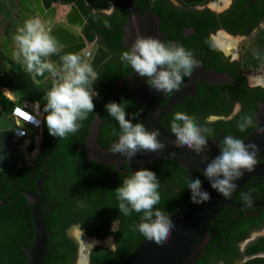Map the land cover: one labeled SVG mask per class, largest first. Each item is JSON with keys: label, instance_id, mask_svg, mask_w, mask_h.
<instances>
[{"label": "trees", "instance_id": "trees-1", "mask_svg": "<svg viewBox=\"0 0 264 264\" xmlns=\"http://www.w3.org/2000/svg\"><path fill=\"white\" fill-rule=\"evenodd\" d=\"M201 1L203 0L184 2L192 6L201 4ZM231 1L232 5L229 9L217 15L209 10L180 12L167 0H135L137 13L150 10L156 14L162 21L160 29L167 35V40L179 41L184 47H190L182 36L184 26L196 30L197 36L193 40L200 42L198 46L211 47L207 37L209 31L216 32L223 29L232 35H247L260 24H264V0ZM11 2L15 8L13 16L11 11L4 10L5 5ZM53 4L75 5L87 22L84 30L86 39L90 42H98V45L110 55L99 70L101 73L99 89H103L105 101L95 105L94 110L102 120L98 145L103 148L110 147L118 139L113 132V129L118 131V124L108 117L104 105L109 101H125L129 113H138L136 103L127 90L119 93L111 90L114 82L132 73V70L125 67L118 59L120 53L127 50L122 44L124 25L130 11L119 0H44L46 8H50ZM111 6H115L114 13L109 16L101 14ZM5 12H8V15ZM32 13L31 0H0V39L4 38L1 36H8L9 32L12 37L17 34V29L26 19L31 18ZM105 21L109 22L110 27H105ZM261 33L263 36L261 42L264 46V30ZM12 45V57L2 53L1 48L4 45H0V118L9 116L16 106L38 102L40 112L43 114L41 129L44 147L34 161L33 167L0 173V186L3 187V190H0V200L4 203L0 205V264H28L25 249L29 248L33 241V224L31 210L22 191L37 192L35 181L45 175L42 166L48 172L42 184L44 200L41 207L44 212L42 221L48 230L45 264H75L77 250L65 236V231L73 225H80L89 237L99 240L110 237L115 243L117 249L115 252L102 246L92 249L88 255V264H119L144 240L142 235L131 229L132 224L139 222V214L136 213L131 217L120 216V231H110L113 220L119 216L115 189L120 186L122 179L130 173V170L127 165H123L122 170H128L126 173H121L114 170V166H104L85 158V150L82 147L96 114H90L76 134H69L64 139L49 135L44 123L45 114L42 111L45 103L44 94L48 87L36 85L32 81L24 65L13 58L15 44ZM248 63H251L255 69L261 64L264 65V53L257 54L252 61L250 58L246 62L242 61L243 65ZM240 65L228 64L222 69L228 70L232 80L239 86L233 88L235 90L233 103L241 104V111L232 120L208 123L212 129L210 138H217L221 134L222 137L236 135L245 139L256 128L255 126L241 133L236 127V121L241 115H253L257 105L264 104V89L250 91L241 84L237 75ZM201 87L200 85L196 88V98L187 97L162 119L161 124L164 128L170 130V121L177 111L186 112L199 119L201 123H205L207 117L211 115L227 117L230 114L233 103L231 107L227 105L216 107ZM2 89H7L15 100L11 101L9 96L8 98L2 93ZM165 103L166 101L163 102ZM27 110L33 113L31 108ZM138 119L140 120L139 116ZM77 148L78 152L75 151ZM146 168L155 171L160 179L162 199L158 207L168 215L190 200V191L184 188L186 177L199 176L204 181L199 170H189L173 160L164 159L158 163H151ZM31 175H34V178H31ZM263 181L262 178L251 179L243 189L254 195L262 194ZM243 189L236 197V202L241 200ZM81 199L85 202V207L77 206V201ZM234 212L233 207H226L210 225L209 243L204 254L194 264H217L220 261L230 264L233 257L237 256L234 243L243 240L249 233L264 228V213L253 219L248 217L235 219ZM226 247L229 248L227 252L224 251ZM259 252H264V238L248 246L244 254L251 256ZM255 262L257 261L252 264Z\"/></svg>", "mask_w": 264, "mask_h": 264}, {"label": "clouds", "instance_id": "clouds-1", "mask_svg": "<svg viewBox=\"0 0 264 264\" xmlns=\"http://www.w3.org/2000/svg\"><path fill=\"white\" fill-rule=\"evenodd\" d=\"M105 27H110L108 21H105ZM12 39L15 44L13 58L22 63L35 78L44 76L46 82H50L44 94L42 109L49 135L64 139L69 134H76L89 115L96 114L94 100L99 97V93L95 85L101 78L100 73L77 53L65 52L53 60V55L61 52V45L52 29L40 17L26 19ZM118 59L133 74L144 78L150 89L164 94L180 90L185 79L190 78L197 67L192 51L179 41H164L139 33L131 47L120 53ZM45 73L48 75L45 76ZM127 107L125 101H109L104 105L108 117L118 124V131L113 129L118 140L112 144L110 151L132 160L141 152L164 150L166 144L158 138L160 130H147L138 119L139 113H129ZM158 115V112L154 113V117ZM216 119L211 116L201 123L186 112L177 111L169 127L175 137L174 145L202 157L200 162L206 163V167L201 170L203 177L211 189L229 199L238 188L237 181L243 178L245 172L250 173L255 169L260 147L256 143L246 144L240 136L225 135L218 139L219 154L209 161L205 152L209 148L212 129L208 123ZM228 119L233 117L229 116ZM26 120L37 125L40 123L36 116L26 117ZM255 126L256 120L251 114L241 115L236 121L241 133ZM259 131L264 133V128ZM20 135L24 133L21 131ZM203 184L199 176L186 177L184 188L190 191L192 203L203 205L211 200V193L204 189ZM160 188V179L149 168H140L125 175L120 186L115 189L119 216L113 220L111 230L120 231V216L131 217L136 213L139 214V222L132 224L131 229L145 240L165 247L175 224L169 218L170 215L158 207L162 199ZM243 199L251 203L249 195H244ZM77 206H86L83 199L77 201ZM94 243L90 245L93 247ZM108 243L115 252L117 249L111 238Z\"/></svg>", "mask_w": 264, "mask_h": 264}, {"label": "water", "instance_id": "water-1", "mask_svg": "<svg viewBox=\"0 0 264 264\" xmlns=\"http://www.w3.org/2000/svg\"><path fill=\"white\" fill-rule=\"evenodd\" d=\"M119 1L127 6L130 11V15L124 25L122 44L127 50L136 39L137 33L144 37L152 36L167 41L166 36L160 33V21L155 14L148 11L143 15H139L135 10V0ZM31 4L36 16L40 17L52 29L54 37L61 45V52L54 54L52 59H58V55H63L65 52L80 54L84 59L83 52L86 49L87 41L83 35L77 34L76 32L83 30L85 19L77 7L75 5H69L63 6V9L59 4H53L50 8H46L43 0H31ZM109 58V53L100 45H97L89 63L93 66L94 70L96 69L98 71ZM53 62L55 63V61ZM29 74L36 85L42 87L50 85V82H46L44 76H37L35 78L33 74ZM44 75L46 76L48 73ZM205 81L219 84L223 82L229 83L230 78L226 75L217 74L214 71L201 70L197 66L192 76L187 78L180 90L170 95L167 103L164 105L162 103L168 94L158 93L150 89L145 83L144 78L131 73L123 79L116 81L114 86H125L129 90L131 97L138 102L137 109L139 110V118L146 129L149 131L153 129L160 130V136L158 138L166 144V148L155 153L141 152L132 160H127L119 154H113L110 151L112 145L103 148L97 143V136L102 120L96 116L85 138V158L104 166H114V170L121 173L127 172L126 170H122V165H127L131 173L140 168H146L151 163H158L164 159L173 160L189 170H199L203 177L201 170L206 167V163L200 162L202 157L197 156L191 150L176 147L173 143L175 139L174 135L170 130L164 128L161 123L162 119L171 113L176 105L182 103L187 97H196L197 85ZM259 108L260 111L256 116V128L244 139L246 144L256 143L260 147L257 164L252 172H245L243 178L237 181L238 188L232 197L225 199L222 195L211 189L209 183L203 177V187L211 193V200L203 205H197L192 203L190 199L177 211L169 214V218L175 224V229L165 247L161 248L144 239L119 264H194L204 254L209 243L208 230L210 225L226 207H239V205L234 203V199L251 179H264V162H260L264 160V133L259 131L260 128H264V104H260ZM156 112L159 115L154 117V113ZM14 124L11 119H0V129H4L0 131V171L12 172L18 168L30 166L27 151L29 140H21L18 144L13 142ZM17 124L27 129L31 135L35 137L41 136L40 127L33 128L20 119H18ZM221 137V134H219L217 138L209 139V148L205 152L209 161L219 154L218 139ZM43 178L41 177L37 181L40 195L22 192L28 201L33 224V241L31 246L25 249L28 264H45L47 255L46 236L48 230L42 221L43 213L41 211V203L43 200L41 184ZM240 207H259L264 210V202L257 201L243 206L240 205ZM80 229L79 225H73L66 231L69 241L76 246H79L80 243L70 234L77 230L81 237H86L87 235L82 229L81 234ZM90 239L95 241L91 249L99 246L108 247L106 243L98 242L94 238ZM111 240L113 242L112 238Z\"/></svg>", "mask_w": 264, "mask_h": 264}, {"label": "flooded vegetation", "instance_id": "flooded-vegetation-1", "mask_svg": "<svg viewBox=\"0 0 264 264\" xmlns=\"http://www.w3.org/2000/svg\"><path fill=\"white\" fill-rule=\"evenodd\" d=\"M167 1L175 9L179 10L180 12H196V11H202V10H209L210 12L215 13L217 15L223 13L224 11H226L227 9H229V7L232 5V1L231 0H226L228 2V4H227V2L224 3L225 6H226L225 9H222L221 11H214L211 8L207 7V6L205 7V4H202L203 1H201V4L202 5L201 4H195V5H192V6L186 5L185 2H184L186 0H167ZM136 5H137V2H135V10H136ZM148 11H150V10H148ZM148 11H145L143 13H138V14L139 15H143V14L147 13ZM114 12H115V6H112V9H111L110 14H106L103 11L101 12V14L106 15V16H109V15H111ZM159 21H160V23H159L160 33L162 35H165L166 38H167V35L165 33L161 32L160 27H161V22L162 21L160 20V18H159ZM86 24H87V22L85 20V24L83 26V30L82 31H77L76 33L84 36L85 40L87 41L86 48L87 47L88 48L89 47L92 48L93 49V53H94L95 47L98 45V42H96V41H91L90 42V41H88L86 39L85 34H84V30H85ZM260 27L264 29V24H260L258 28L252 30L247 35H232L230 33H228V34L229 35H232V36H240V37L244 38V37H248L250 35H253L254 33H257V32L260 33ZM219 31L226 32L223 29H219L216 32L209 31L207 33V37H208V40L210 41L211 47H209V46H206V47H200V46H198V43H200V42H198L196 40H193L195 38V36H197V32L192 27L184 26L183 29H182V36L185 38V40H184L185 43L186 44H190V47H185V48L188 49V50H190V51L195 52L194 58L196 60L197 66L201 70H204V71H214L217 74L226 75L227 77L230 78V82L229 83L223 82V83H220L219 84V83H213V82H206L205 81V82L199 83L197 85V87L200 86V85L202 86L201 88L204 90V92H206L208 94L207 98L211 100V103L212 104L215 103L216 107H219V106L222 107L224 105H227V107H229V106L231 107V104L233 103V101L235 99L234 98L235 97L234 96L235 90H233V88H238L239 86H238L237 83H235L232 80V77L230 76V72H228V70H226V69H222V67H224V65L226 66L228 64H241L239 66V69H237V71H238L237 72V75L240 78L241 84L243 86H245L247 89H249L250 91L257 90V89H264V78L254 79L252 81H250L248 79V77L246 75V72H245V65L242 64V61H240V59H238V57L231 56L230 54H228V52L226 53V51L223 48H221L220 46L217 45V42H216V39L217 38H215V36L217 35V32H219ZM224 36H226V35H224ZM219 37L222 38L223 36L221 35ZM262 40H263V38H262ZM199 47L201 48L200 50H199ZM259 53H264V49H263L262 52L255 53L253 56H251L250 57V60L252 61L253 57H255ZM219 61H220L221 64L219 63ZM246 66H247L246 67L247 71H250V72H253V73L254 72H257L261 68H264V65H262V64L257 69L253 68V66L251 65V63L246 64ZM100 68L98 69V72H99ZM100 76H101V73H100ZM186 80H187V78L185 79V81ZM99 81L100 80H98L97 83H96V85H95V88H96V90L99 93V97L94 100L95 105L101 104L102 102L105 101L104 94L102 93L103 92V89H99V87H100L99 86L100 85L99 84ZM114 83H113V85L111 87V90H113L114 92L119 93V92H124L125 90H127L129 92V90L125 86L116 87V86H114ZM49 86L50 85H48L47 87H49ZM114 88H115V90H114ZM170 95L171 94H168V96L165 98L164 101H166V103H167ZM133 100L136 103L135 106H136V109H137L138 102L135 99H133ZM260 104L261 103H259L257 105V110L254 111V114H253V116H254V118H255L256 121H257L256 116H257V114L260 111V108H259V105ZM209 106H210V104H209ZM38 107H39V105H38ZM241 108H242L241 104H239V103H233L232 104V108H231V112H230V114L227 117L211 115V116L217 117L218 119L215 120V121H211L209 123H214V122H217L219 120L229 121L228 117L229 116H232L234 118L241 111ZM138 113H139V110H138ZM96 116L97 115H95L94 118ZM211 116H208L207 118H209ZM40 121L42 123V119H40ZM41 128H42V124L40 125V130H41V136L40 137H35L33 135H30L31 137L28 136L27 138H25V139H28L29 140V145H28L27 151H28V157H29L30 166L24 167V168L33 167L34 161L39 157V155H40V153H41V151H42V149L44 147V140H43L42 129ZM99 134L100 133H98V136H99ZM98 136H97V140H98ZM85 138H86V136H85ZM82 148H84V150H85V140H84V144H83V147ZM51 151L52 150H50V152ZM75 151L78 152V148ZM85 156H86V150H85ZM45 161H44V163H45ZM42 171H44L45 175L48 174V172L45 170V167L44 166H42ZM4 172H10V171H0V173H4ZM45 175H43L42 177H45ZM0 177H1V175H0ZM31 178H34V175H31ZM38 180L39 179H37L35 181V184H36V187H37V192H33V191H29V192L28 191H24V192H28V193H33V194H36V195H40L39 194V188L37 186V181ZM43 182H44V178L42 180V184H43ZM42 184H41V193H42ZM262 186L264 187V181L262 182ZM242 189H241V191H242ZM0 190H3V187L0 186ZM3 194L5 195V193H3ZM238 194H240V192ZM238 194H237V196H238ZM9 195H10V193L8 194V196ZM42 195H43V193H42ZM244 195H249L250 196L251 203L257 202V201H263L264 202V193H262V194H255L254 195L253 193L246 192L243 189V193H241V197H240L241 200L236 202L235 200H236V197L237 196L234 199V203L236 205H239V207H236V206L233 207L235 209V212L233 214V218H235V219L244 218L245 219V218L248 217V218L253 219L256 216H259L261 213H264V210L261 209V208H259V207H256V208L255 207H247V208L240 207V205L243 206V205L249 204L248 201H246V200L243 199ZM43 200H44V195H43ZM43 200H42V203H41V207L43 205ZM3 204H4L3 201L0 200V205H3ZM44 209L47 210L46 207H44ZM41 211H42V213H44L43 210H42V208H41ZM111 228H112V226H111ZM66 231H65V236L68 239V236L66 235ZM110 231H112V230L110 229ZM84 233H85V231H84ZM85 238L90 239L89 236L88 237L86 236ZM260 238H264V228L263 229H260V230H257V231H253V232L249 233L248 236L246 238H244L243 240L238 241V242H235L234 245H235V248H236V251H237V256L233 257V260H232V262L230 264H252V262H254V261H257L254 264H264V252H259V253H256L254 255H251V256H247V255L244 254L245 251L247 250L248 246H250L252 243L257 242ZM223 245H225V242H223ZM73 246L77 250V248H79L80 244H79V246L78 245L76 246L75 244H73ZM105 248H109V247H105ZM228 250H229L228 247L224 248V251L227 252ZM77 253H76V255L78 256ZM88 255H89V253H88ZM76 260H77V258H76ZM87 264H88V258H87ZM217 264H228V263H226L224 261H220Z\"/></svg>", "mask_w": 264, "mask_h": 264}, {"label": "rangeland", "instance_id": "rangeland-1", "mask_svg": "<svg viewBox=\"0 0 264 264\" xmlns=\"http://www.w3.org/2000/svg\"><path fill=\"white\" fill-rule=\"evenodd\" d=\"M226 2H227L226 0H203L202 4H205V7L207 6L214 11H221L222 9H225L226 6L224 3H226ZM11 4H12V2L10 4H6L4 10L5 11L6 10L11 11V14L13 16L15 13V8ZM227 4H228V2H227ZM5 13H6V15H8V12H5ZM8 17L10 18V16H8ZM10 25L12 26V24H10ZM262 30H264V29L260 27V33L257 32V33H254L253 35H250V36L244 37V38H242L240 36H232L226 32L219 31V32H217V35L215 36V38H218L221 35L222 36H224V35L228 36L231 39V46H230L231 48H230V51L228 52V54H230L231 56H234V57H238V59H240V61L246 62V60H248L255 53L263 51L264 46L262 45V42H261V40L263 38L262 33H261ZM8 36H1L4 38L0 39V45H4L1 48L2 53H4L5 55L11 56L12 55L11 48L13 47L12 43L14 44V42H13V39H12L13 37L11 36L10 32H9ZM217 45H218V43H217ZM246 67L247 66L245 64V72H246V75L250 81H252L254 79L264 78V68H261L257 72L253 73V72L247 71ZM3 91L4 90H2V93H3ZM3 94H6L10 98H12L11 94L6 92V91H4ZM30 108L33 110V113L30 112L31 114L35 115L39 119H42L43 114L40 112V109H39L37 103H32V104L30 103ZM70 235L74 236L75 239L80 243L79 248H77L78 256H77V260H76L75 264H87L88 253L92 250L91 249L92 246L90 244H92L95 241L91 240V239H87L85 237H81V235L77 232V230L71 232ZM90 238H94L96 241L101 242V243H106V246H108L110 248V245L108 243V239L110 237H107L103 240H99L95 237H90Z\"/></svg>", "mask_w": 264, "mask_h": 264}, {"label": "built area", "instance_id": "built-area-1", "mask_svg": "<svg viewBox=\"0 0 264 264\" xmlns=\"http://www.w3.org/2000/svg\"><path fill=\"white\" fill-rule=\"evenodd\" d=\"M83 56H84V60H86L89 63L92 56H93V49L90 47L89 48L87 47L83 52ZM22 113H23V115H22ZM31 116H35V115L31 114L25 106H16L9 116L4 117V118L11 119L15 123L14 127H13V132H14L13 142L18 144L21 140H23V139L27 138L29 135H31L27 129L22 128L21 126H19L17 124L18 119L24 121L25 123L29 124L33 128H39L40 127L41 121L37 117H36V119L40 121V123L38 125L34 124L31 121L26 120L25 117H31ZM17 130H19V131H17ZM21 131L24 133V135H20Z\"/></svg>", "mask_w": 264, "mask_h": 264}, {"label": "bare ground", "instance_id": "bare-ground-1", "mask_svg": "<svg viewBox=\"0 0 264 264\" xmlns=\"http://www.w3.org/2000/svg\"><path fill=\"white\" fill-rule=\"evenodd\" d=\"M216 42L218 43V45L221 47V48H223L225 51H226V53L227 52H229L230 51V46H231V39L228 37V36H223L222 38L221 37H218L217 39H216ZM233 42V41H232ZM4 91H6V90H4ZM6 92H8V91H6ZM9 93V92H8ZM93 242V241H92ZM91 242V243H92Z\"/></svg>", "mask_w": 264, "mask_h": 264}, {"label": "crops", "instance_id": "crops-1", "mask_svg": "<svg viewBox=\"0 0 264 264\" xmlns=\"http://www.w3.org/2000/svg\"><path fill=\"white\" fill-rule=\"evenodd\" d=\"M43 3H44V0H43ZM32 7H33V6H32ZM60 7L64 9L63 6L60 5ZM111 9H112V6H111L109 9L104 10L103 12L106 13V14H110ZM34 16H36V13H35L34 8H33V13H32V16H31V17H34ZM36 17H37V16H36ZM2 90H6V91H8L7 89H2ZM3 93H4V91H3ZM10 94H11V93H10ZM11 96H12V98H9L8 96H7V97H8L11 101H14V100H15V97H14L13 95H11ZM24 106H25L26 108H30V103H26ZM37 118H38V117H37ZM38 119H39V118H38Z\"/></svg>", "mask_w": 264, "mask_h": 264}, {"label": "snow or ice", "instance_id": "snow-or-ice-1", "mask_svg": "<svg viewBox=\"0 0 264 264\" xmlns=\"http://www.w3.org/2000/svg\"><path fill=\"white\" fill-rule=\"evenodd\" d=\"M22 115H23V113H22ZM26 118V117H25Z\"/></svg>", "mask_w": 264, "mask_h": 264}]
</instances>
